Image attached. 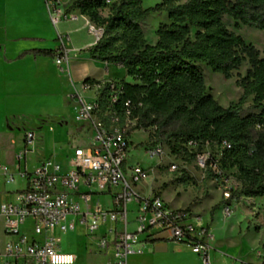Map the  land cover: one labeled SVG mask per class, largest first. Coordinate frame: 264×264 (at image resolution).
<instances>
[{"label":"built area","instance_id":"obj_1","mask_svg":"<svg viewBox=\"0 0 264 264\" xmlns=\"http://www.w3.org/2000/svg\"><path fill=\"white\" fill-rule=\"evenodd\" d=\"M45 1L54 24L84 16L95 43L104 38L103 26L86 15L66 10L63 0ZM113 1L106 0L108 4ZM66 39L60 35L61 48L56 56L60 65L68 57ZM123 93V84L115 79L83 81L82 89L75 90V121L85 126L91 138L85 145L72 147L66 167L54 157L46 158L33 170L21 165L24 150L29 151L35 138L33 131L26 134L27 143L18 155L16 170L0 163V175L5 182L13 183L17 176L25 181L24 188L13 193V200L0 202V264H74L77 256L61 250L59 232L75 229L78 223L86 226L89 235H97L106 226V234L111 237L102 233L99 247L108 249V242H112L117 257L108 264H129V255L140 251L135 245L141 234L187 243L203 264L212 263L210 230L193 224L186 209L169 206L152 190L148 195L141 192L151 170L127 164L129 135L136 130L138 118L133 117L135 105L131 99L118 106ZM185 146L192 151L196 143L189 140ZM223 146L230 148L231 143L224 141ZM147 149L155 157L164 154V146L158 142L150 143ZM196 157L202 168H219L204 151L197 152ZM231 193L225 192L226 200H230ZM100 195H109L111 206L102 205ZM131 203L137 206L133 231L129 221ZM223 212L232 215L229 202ZM117 221L121 222V229L116 226Z\"/></svg>","mask_w":264,"mask_h":264},{"label":"trees","instance_id":"obj_2","mask_svg":"<svg viewBox=\"0 0 264 264\" xmlns=\"http://www.w3.org/2000/svg\"><path fill=\"white\" fill-rule=\"evenodd\" d=\"M109 6V15L101 9ZM89 17L106 30H120L119 49L103 39L91 50L92 56L124 67L133 82L121 79L126 99L135 105V129L181 122V128L170 136L176 139L175 152L196 156L205 145L222 147L220 157L213 156L220 169L237 167L241 186L236 196L264 195V49L247 42L224 22L226 16L240 24L264 31V0H162L143 8L142 0H75L71 9ZM166 12L168 22L157 31L158 40L149 44L142 22L152 13ZM105 24L106 26H104ZM37 53L53 55L51 50ZM250 67L240 75L237 84L242 95L237 103L222 106L207 93L203 65L229 79L244 62ZM92 80L90 78L84 81ZM253 98L255 112L243 115L244 104ZM159 117L162 120L158 122ZM193 140L196 146H185ZM224 141L231 147L223 146ZM200 151L194 152L193 149ZM212 162L209 160V163Z\"/></svg>","mask_w":264,"mask_h":264},{"label":"rangeland","instance_id":"obj_3","mask_svg":"<svg viewBox=\"0 0 264 264\" xmlns=\"http://www.w3.org/2000/svg\"><path fill=\"white\" fill-rule=\"evenodd\" d=\"M67 7H70L75 0H63ZM162 0H142V7L154 6ZM187 0H181L182 3ZM101 15H109V6L101 9ZM167 13H152L143 22L146 40L149 44H155L158 40L156 31L158 27L167 23ZM224 22L230 29L241 34L244 39L254 44L259 49H264V31L255 27L240 24L235 26V21L226 16ZM106 26L105 24H103ZM120 30H106L103 43L111 42L116 47H123L122 40L116 38ZM111 76L115 79H125L133 82L124 67L111 64ZM250 65L246 61L234 71L231 78L227 79L222 73L214 72L209 66L203 65L207 93H210L222 106L228 107L237 103L242 95V87L237 84L240 75H246ZM253 98L250 96L244 104L243 115L255 112ZM162 120L159 117L158 122ZM35 123L30 126L37 129ZM73 125L65 128L60 127L64 134L70 129H75V135L60 139V155L57 160L64 162L65 153L68 151L64 146L65 141L72 139L68 147L85 145L91 138L88 130H79L80 125L72 121ZM3 125L0 124V128ZM61 126V125H60ZM74 126V128H73ZM23 123L13 125L12 133L0 134V163L6 164L11 170H16L13 163V155L19 152L24 136ZM181 122L175 119L170 120L166 125L143 127L136 129L129 135L130 146L128 151L127 164L130 166L142 165L150 168L151 177L141 185V192L148 195L152 190L154 195H160L169 206L173 208L186 209L191 216L193 224L199 227H207L213 234L211 240V264L221 259V264H264V195L263 196H236L226 200V191H235L241 186L239 171L237 167L220 169L207 167L202 168L195 156L183 152H175L173 145L176 139L170 134L180 129ZM64 129V130H63ZM46 132V131H45ZM44 133V132H43ZM39 135L35 132V138ZM33 140V141H34ZM49 142V140L47 139ZM158 142L164 146V154L161 158L152 156L147 149L150 143ZM27 142L25 141V144ZM31 147V146H30ZM29 150H33L29 148ZM197 149H193L196 152ZM201 150L208 153L210 157H220L222 147L219 145H205ZM197 151H200L199 149ZM28 153V155H27ZM24 150V159L29 168L37 165L38 154L35 151ZM27 157V158H26ZM7 161V162H6ZM177 165L175 169L171 166ZM25 181L18 176L15 182L7 183L0 175V199L13 198L6 195V190L15 193L23 189ZM104 206L110 205L109 195L98 196ZM231 204L232 215L226 216L223 212L227 203ZM130 230H135V218L137 206L135 203L129 205ZM118 229H121V222H116ZM106 234V226L102 227L97 235H89L86 226L77 224L75 229L60 231V248L63 252L74 253L77 259L74 264H108L116 260L113 243L108 242L109 248H101L98 239L101 234ZM106 234V235H105ZM139 243L135 245L140 251L129 255V264H203L199 255L193 252L192 247L187 243L177 242L172 239L158 237L156 234H141ZM162 247V249L160 248Z\"/></svg>","mask_w":264,"mask_h":264},{"label":"crops","instance_id":"obj_4","mask_svg":"<svg viewBox=\"0 0 264 264\" xmlns=\"http://www.w3.org/2000/svg\"><path fill=\"white\" fill-rule=\"evenodd\" d=\"M64 8L67 10L66 5ZM60 35L67 38L68 51L61 65L56 62L61 48ZM95 46L84 16L62 20L56 25L45 0H0V124L3 125L0 134H10L13 125L23 123L24 149L27 132H36L39 136L30 144L33 150L29 151L37 152V165L49 157L56 159L62 149L60 139L75 135V129L64 134L65 130L61 131L60 127L76 122L77 101L73 94L82 89L83 81L115 79L111 76L113 63L92 56ZM37 50H51L53 55L37 53ZM35 122L37 129L30 126ZM79 125V130H86ZM72 141L64 143L68 150L63 162L65 167L72 154V148L68 147ZM20 152L22 149L13 155L16 168ZM37 165L29 168L25 162L22 166L33 170ZM6 192L13 198H2L0 202L14 199L13 192ZM216 262L221 264L222 261L216 259Z\"/></svg>","mask_w":264,"mask_h":264}]
</instances>
